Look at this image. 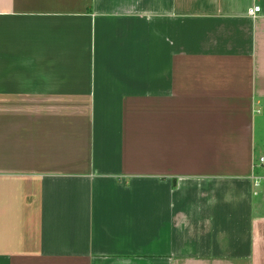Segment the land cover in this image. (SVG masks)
I'll list each match as a JSON object with an SVG mask.
<instances>
[{"label": "crops", "instance_id": "obj_1", "mask_svg": "<svg viewBox=\"0 0 264 264\" xmlns=\"http://www.w3.org/2000/svg\"><path fill=\"white\" fill-rule=\"evenodd\" d=\"M261 157L264 0H0V264H264Z\"/></svg>", "mask_w": 264, "mask_h": 264}, {"label": "built area", "instance_id": "obj_2", "mask_svg": "<svg viewBox=\"0 0 264 264\" xmlns=\"http://www.w3.org/2000/svg\"><path fill=\"white\" fill-rule=\"evenodd\" d=\"M260 10H261V7L259 5H255V6L251 7L248 12L251 15H255L256 13L260 12ZM260 164L261 165H264V157H261L260 158ZM262 180H264V177L263 176L256 177V179H255V185L257 187L261 186Z\"/></svg>", "mask_w": 264, "mask_h": 264}, {"label": "rangeland", "instance_id": "obj_3", "mask_svg": "<svg viewBox=\"0 0 264 264\" xmlns=\"http://www.w3.org/2000/svg\"><path fill=\"white\" fill-rule=\"evenodd\" d=\"M260 155V153H257V155L256 156H259ZM260 188H263V187H260Z\"/></svg>", "mask_w": 264, "mask_h": 264}]
</instances>
